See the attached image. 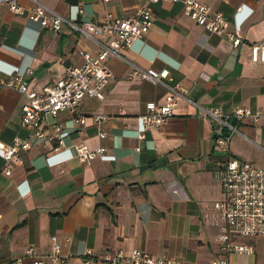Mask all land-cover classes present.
<instances>
[{
	"label": "crops",
	"instance_id": "obj_1",
	"mask_svg": "<svg viewBox=\"0 0 264 264\" xmlns=\"http://www.w3.org/2000/svg\"><path fill=\"white\" fill-rule=\"evenodd\" d=\"M18 1L24 7L30 4ZM37 1L76 24L100 23L106 11L126 18L145 2ZM197 1L228 19L229 27L241 6L239 45L234 49L224 37L203 31L182 14L179 2L149 3L148 31L121 49L123 59L106 61L110 75L102 98L85 94L80 99L76 110L83 123L73 125L67 110L57 114L69 129L65 145L103 146V153L87 163L72 157L49 166L43 158L48 147L36 143L19 151L22 161L9 176L0 174V264H11L26 246L45 253L52 234L67 255L56 264H78L84 249L127 252L138 247L183 264H208L216 256L217 228L209 213L211 202L221 196L213 170L225 154L214 145V121L199 107L216 106L224 113L238 104L251 110L264 107V61L250 59V44L264 37V0ZM81 50L95 54L98 47L67 23L56 31L39 28L0 5V77L6 78L1 70L9 66L27 68V88L40 91L58 79L64 66L79 65ZM127 62L165 68V82L184 87L171 114L147 127L141 138L137 116L145 112L146 101L162 102L166 88L127 76ZM23 101L15 88L0 86L1 143L25 134L18 124ZM94 115L100 119L95 121ZM100 130L106 132L103 137ZM238 130L231 137L229 155L264 166V118L245 117ZM2 160L0 156V166ZM246 261L257 264L254 248L250 256H228V264ZM21 264L32 263L23 259Z\"/></svg>",
	"mask_w": 264,
	"mask_h": 264
},
{
	"label": "built area",
	"instance_id": "obj_2",
	"mask_svg": "<svg viewBox=\"0 0 264 264\" xmlns=\"http://www.w3.org/2000/svg\"><path fill=\"white\" fill-rule=\"evenodd\" d=\"M28 1L30 4L27 7L21 5L18 0H0V5H4L12 14L25 18L28 23L39 28L56 31L62 23H67L80 36L95 43L98 50L95 54L79 51L81 63L64 66L58 79L42 87L40 91L27 88L23 79L27 68L21 70L15 66H9L1 70L6 78L0 77V86L13 87L24 96V101L20 105L18 124L26 130L24 135H14L7 143L0 142V156L3 159L0 174L4 176H9L12 167L22 161L19 151L26 150L36 143L48 147L43 158L49 166L72 157L87 163L103 153V146L88 147L83 142L74 143L71 146L65 145L64 137L69 129L58 120L57 114L59 111L67 110L71 114L70 120L73 125L83 123L84 117L76 110L80 99L85 94L102 98V87L110 75L106 61L111 57L123 59L120 54L121 49L129 48L135 39H141L148 31L152 22L149 3L158 1L181 3V12L185 17L206 33L224 37L234 49L240 43V27L244 20V18L237 19L241 6L236 8L232 17V27H229L228 19L219 12H212L206 4L197 0H145L143 5L126 18L113 17L106 11L100 23L87 21L76 24L71 19L66 20L49 10L37 0ZM100 1L109 2V0ZM104 38L111 40L105 41ZM250 59L264 61V37L250 44ZM127 63L130 65L127 76L160 83L166 88L162 102L146 101L145 112L137 116V137L141 138L147 127L163 122L171 114L172 107L177 97L182 96L184 87L176 82L166 83L165 78L168 77V72L165 68H141ZM199 108L202 115L214 121L212 125L214 145L225 154L224 159L217 162L213 170L221 196L211 202L213 211L209 213V218L211 224L217 228L218 253L208 264H228L230 254L247 256L253 254V245L246 239L264 236V166L254 165L228 153L232 135L239 132L238 123L245 117H250L252 121L260 117L264 118V107L251 110L246 105L238 104L227 113L216 106ZM93 119L97 121L100 115H94ZM105 134L104 130L98 132L100 137ZM63 152H65L64 159L60 156ZM66 256L61 251L58 239L52 234L49 236V248L45 253H36L31 246H26L21 255L11 264H21L23 259L30 260L32 264L45 262L56 264L63 261ZM77 263L183 264L168 255L151 254L138 247H133L127 252L104 249L92 253L89 249H84L78 255ZM243 264L254 263L246 261Z\"/></svg>",
	"mask_w": 264,
	"mask_h": 264
},
{
	"label": "rangeland",
	"instance_id": "obj_3",
	"mask_svg": "<svg viewBox=\"0 0 264 264\" xmlns=\"http://www.w3.org/2000/svg\"><path fill=\"white\" fill-rule=\"evenodd\" d=\"M251 242L255 251V261L257 264H264V236H255L251 239H246Z\"/></svg>",
	"mask_w": 264,
	"mask_h": 264
}]
</instances>
